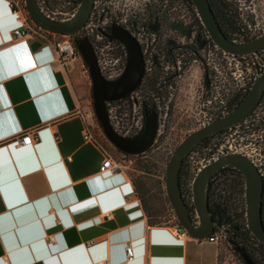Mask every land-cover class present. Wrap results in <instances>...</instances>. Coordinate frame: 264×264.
<instances>
[{
    "label": "crops",
    "instance_id": "crops-1",
    "mask_svg": "<svg viewBox=\"0 0 264 264\" xmlns=\"http://www.w3.org/2000/svg\"><path fill=\"white\" fill-rule=\"evenodd\" d=\"M18 26L0 0V264H223L221 244L176 236L145 200L148 215L139 189L147 178L128 162L99 171L103 149L84 137L96 138L95 118L85 116L68 66L51 43L16 38ZM25 128L37 139L16 143Z\"/></svg>",
    "mask_w": 264,
    "mask_h": 264
},
{
    "label": "flooded vegetation",
    "instance_id": "flooded-vegetation-1",
    "mask_svg": "<svg viewBox=\"0 0 264 264\" xmlns=\"http://www.w3.org/2000/svg\"><path fill=\"white\" fill-rule=\"evenodd\" d=\"M152 2L163 3L160 7L157 5V12L153 16L148 15ZM181 2L116 0L112 11H102L96 0L87 24L80 31V36H87L91 40L90 29L96 26L103 36L102 42L114 45L115 54L123 67L127 48L122 41L111 36L112 27L117 25L126 29L139 43L144 66L140 82L122 98L112 101L113 110L121 113L122 108L126 107L132 114L133 122L124 129L125 135H139L150 114L155 116V136L159 130L169 128L172 116L178 112H186L187 117L183 121L187 129H193L197 120L205 114L210 116L216 113L218 117L230 111L233 98L243 93L236 91L232 95L230 59L223 58L221 51L215 49L214 40L197 16L186 20L177 11ZM140 5L149 9L147 21L146 18L137 21L134 16L136 8L142 10ZM128 7L133 8L130 14L126 13ZM72 37L76 41L77 35L72 34ZM249 54L253 58H264V46ZM263 69L264 62L258 66V71ZM118 118L122 120L120 116ZM241 127L258 132L259 141L264 142V92L254 109L243 118ZM213 218L217 221L214 230H220L226 237L214 210Z\"/></svg>",
    "mask_w": 264,
    "mask_h": 264
},
{
    "label": "water",
    "instance_id": "water-1",
    "mask_svg": "<svg viewBox=\"0 0 264 264\" xmlns=\"http://www.w3.org/2000/svg\"><path fill=\"white\" fill-rule=\"evenodd\" d=\"M95 0H80L75 11L65 19L46 14L38 0H25L26 7L34 20L42 27L56 32L75 34L88 21ZM199 17L214 42L226 51L235 54L257 52L264 46V32L248 39H235L226 35L212 9L209 0H192ZM111 36L118 38L127 48L125 65L121 73L109 78L99 67L94 47L87 36H80L76 47L87 64L92 85L93 109L106 137L122 152L140 153L152 144L156 133L155 116H147L144 129L139 135L125 136L113 127L107 109L109 100L124 96L138 85L143 74V60L137 40L126 29L117 25L111 29ZM39 44L35 40L32 46ZM264 92V69L252 81L243 99L230 111L202 124L188 132L173 148L164 174L166 195L177 221L188 234L195 237L209 236L216 221L209 205L208 184L216 172L225 165L239 169L245 177L246 223L256 238L264 244V223L262 220V199L264 179L262 173L245 154L226 152L202 166L192 180V207L183 196L179 174L183 158L204 137L226 129L245 118L258 104ZM244 259L248 262L245 255Z\"/></svg>",
    "mask_w": 264,
    "mask_h": 264
},
{
    "label": "built area",
    "instance_id": "built-area-1",
    "mask_svg": "<svg viewBox=\"0 0 264 264\" xmlns=\"http://www.w3.org/2000/svg\"><path fill=\"white\" fill-rule=\"evenodd\" d=\"M6 1L11 11L15 14L17 21L19 22V26L16 27L13 31L16 38L27 37L31 40H37L39 42L47 41L51 43V45L54 48L56 62L60 66H65L67 62L80 56L75 41L72 37V34L66 32L51 31L39 25L28 12L25 0H6ZM42 2L44 7L48 10L49 13L44 10L43 11L49 16L57 19L68 18L75 11V9L79 4L78 3L76 8L73 10L67 7L66 5H64V3H62L61 1L60 3H62V6L58 4L55 6L54 4H52V2H48L47 0H43ZM95 4H96V0L94 2L93 9L95 8ZM101 10L104 11V9ZM177 11H180L182 13V16L186 20L189 19L191 20L193 16H197L203 28L206 30L207 34L209 35L207 29L204 27L199 17V14L195 8L194 3L190 4L182 0V2L180 3V7L177 8ZM89 34L92 40L90 41L94 47L101 72L109 78L116 77V75L120 73V71L123 69V66H121L120 60L115 54L114 45H112L110 42L107 43L102 42L103 36L96 26L90 29ZM214 44H215V49L221 51L220 53L221 56H223V58L230 59V64H231L230 79H231L232 95L236 91L245 92L247 88L251 85L254 78L258 75V73L262 71V70L258 71V66L263 65L264 58L260 56L253 58L249 56L250 55L249 53H245V54L231 53L218 46L215 42ZM248 57L253 58V60L249 61ZM238 69L240 71L236 73ZM113 100H109L107 102V109H108L110 121L113 127L115 128V130L125 135L124 129L129 128L130 124L133 122L132 114L129 113V110L126 107L122 108L121 113H119L117 109L113 110V106H112ZM85 116L86 117L89 116L92 118L96 117L93 107L92 109H90L88 112L85 113ZM118 116H120L122 120L118 118ZM216 117H217L216 113H213L210 116L205 114V116H202L200 120H197V124L194 128H197ZM242 120L226 128V131L224 132V134L222 135L221 139L218 142L214 143L207 152L196 157L192 161V171L194 173V176L202 166H204L206 163L216 158L217 155L226 152H239L245 154L253 161V163L262 173L264 179V142L259 141L258 132L253 130H246L245 128H242L241 127ZM169 128L172 127L169 126ZM164 130H167V128L159 131H164ZM258 131L260 132V129ZM158 134L159 132H157L156 135ZM125 136H129V135H125ZM84 137L90 138L95 142L99 143L97 138L93 137V135L90 132H85ZM11 138L14 139L18 144H30L37 139L36 128H25L24 130H21L20 132L11 136ZM156 139L157 136L154 137V140ZM99 145H101L104 152V156L102 157L99 163V171L101 173L118 171L119 159L115 158L111 150L106 148L105 145H103L102 143H99ZM105 214L106 216H111L110 211L106 212ZM171 226L176 236L181 237L187 234V231L177 221L176 217L174 218L173 222H171ZM207 237L210 240L216 241L217 243L221 244L224 235L220 230L217 229L214 230ZM48 238L49 240H53L54 236L50 235L48 236ZM125 249H126V258L127 259L132 258L133 248L130 242L126 243Z\"/></svg>",
    "mask_w": 264,
    "mask_h": 264
},
{
    "label": "trees",
    "instance_id": "trees-1",
    "mask_svg": "<svg viewBox=\"0 0 264 264\" xmlns=\"http://www.w3.org/2000/svg\"><path fill=\"white\" fill-rule=\"evenodd\" d=\"M42 1L43 0H38L40 6L44 11L48 12ZM47 1L52 2V4L55 6L60 3L59 0ZM62 1L61 2L64 3V5L74 10L80 0ZM183 1L193 4L192 0ZM209 1L221 28L227 36L235 39H248L255 36L250 34V28L251 25L255 23V17L257 16L260 0ZM115 3L116 0H97V5L104 10L112 11L113 5H115ZM162 4L163 3L160 2H152L150 9L151 11L150 14L148 13V15L153 16V14L157 12V5L160 7ZM139 7L142 10L136 8V14H134V16L136 17L137 21H140L144 18H146L147 21V18H149L147 17V12L149 9L147 6L143 5H140ZM132 10L133 8L128 7L126 9V13L130 14L133 12ZM75 35H77V40L80 36V32L75 33ZM245 93L246 92H243L233 98L232 108L242 100V98L245 96ZM224 130L225 129H222L201 139L183 158L180 167L179 181L182 194L186 198V201L189 200V202H191V207L192 179L194 176L192 171V161L196 157L207 152L214 143L218 142L224 134ZM124 153L126 155H133L132 153ZM142 170L144 172V169ZM139 189L142 191L141 192L139 190L142 194L140 192L139 193L145 205V209L147 210L148 215H150L145 202V200H147V202H149V206L151 205L149 200L150 190L147 188V186H145V188L139 187ZM207 192L209 205L212 212L214 210L217 214L221 228L227 232V239L230 243H232L235 252L243 259L244 264H264V244L256 238L246 223L245 177L243 173L232 165H225L221 167L210 180ZM143 194L145 195L143 196ZM151 215L153 216L152 210ZM153 220L155 219L153 218ZM262 220L264 223V201H262ZM155 221L160 222L157 220ZM243 255L246 256L248 262L244 259Z\"/></svg>",
    "mask_w": 264,
    "mask_h": 264
},
{
    "label": "rangeland",
    "instance_id": "rangeland-1",
    "mask_svg": "<svg viewBox=\"0 0 264 264\" xmlns=\"http://www.w3.org/2000/svg\"><path fill=\"white\" fill-rule=\"evenodd\" d=\"M58 5L62 6V3H58ZM262 32H264V0H260L257 16L255 17V23L252 24L250 28L251 35H257ZM248 60L251 61L253 58L248 57ZM70 62L71 61L67 62L65 67L68 66L67 70L72 83L74 84L75 89L79 91L81 103L83 107H85L83 112H88L93 107V98L91 79L88 73L87 64L82 58L77 61H73V63ZM239 71L240 70L238 69L236 73ZM186 117L185 111L184 113L178 112L174 114L170 120V126L172 128H168L164 131H158L159 134L156 135L157 139L153 141L149 148L143 151V153L141 152L142 154L136 153L133 155H126L124 152L117 149L106 137L99 121L96 117H94V127L92 126V128L95 129L94 132L98 142L102 143L106 148L111 150L113 156L119 159V161L128 162L133 168V172L137 178H142L140 177L141 175H145L147 178L146 186L150 190V206L153 212V218L157 221L171 223L175 218L174 211L166 195L164 187V174L172 149L188 132L193 130L187 129V124L183 121ZM142 169H144V172ZM145 177L142 179H145ZM141 187L145 188L144 186ZM223 233L225 235L227 234L225 230ZM220 251L222 263L244 264L243 259L235 252L232 243H230L225 236L222 240Z\"/></svg>",
    "mask_w": 264,
    "mask_h": 264
}]
</instances>
